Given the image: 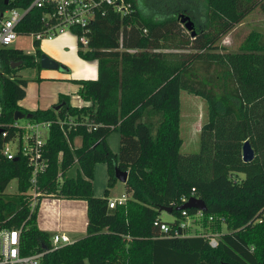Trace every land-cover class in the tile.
Segmentation results:
<instances>
[{"label":"trees","instance_id":"1","mask_svg":"<svg viewBox=\"0 0 264 264\" xmlns=\"http://www.w3.org/2000/svg\"><path fill=\"white\" fill-rule=\"evenodd\" d=\"M125 2L126 14L102 5L89 26L85 51L77 43L78 56L97 63L95 80H72L90 106L72 107L60 96L50 109L22 110L18 103L27 81L13 76L17 69L10 66L40 67L43 53L0 51L5 119L20 111L52 122L49 165L38 179L41 196L33 210L29 168L22 160L0 157V230L22 228L21 255L50 248L52 235L37 226L40 198L50 195L84 201L87 226L84 237L46 253L43 264H264V219L257 223L264 209V34L251 33L236 52L217 46L257 7L264 8V0ZM171 3L178 7L171 10ZM181 14L194 20V37L180 23ZM40 15L33 10L19 31H40ZM181 91L207 107L200 149L192 155L180 153ZM68 117H77L78 124L63 132L57 122ZM112 132L119 133L117 154L106 143ZM77 137L81 145L71 149ZM246 141L255 155L250 163L241 157ZM97 164L107 166L108 187L116 182L115 168L127 173L124 204L110 209L108 189L102 198L93 195ZM12 180L17 193L5 195ZM192 197L206 205L205 218H224L228 225L215 249L206 236L161 235L160 225L177 222L182 211L175 209ZM162 208L173 210L172 222L160 219Z\"/></svg>","mask_w":264,"mask_h":264},{"label":"built area","instance_id":"2","mask_svg":"<svg viewBox=\"0 0 264 264\" xmlns=\"http://www.w3.org/2000/svg\"><path fill=\"white\" fill-rule=\"evenodd\" d=\"M27 1L30 3L26 4ZM102 5L111 6L121 14H126L130 10V5L125 0H0V51L14 49L12 45L18 36H30L33 43H41L51 42L68 33H73L77 41L86 48L88 45L86 35L90 31L89 26ZM33 10L41 12L40 31L35 33L19 31L24 18ZM3 75L2 71L1 76ZM83 102V106L91 105L90 102ZM25 120L26 124L21 125L20 120L7 121L5 119L0 88V157L6 161L22 160L25 162L30 170L28 194L33 201H36L41 196V193L36 190L38 179L46 172L49 165L46 151L52 122ZM57 124L62 131L64 127L70 130L77 126L78 119L77 117H68L63 121H58ZM89 129L95 130L96 126H90ZM77 138L81 140V137ZM69 145L71 144L69 143ZM125 201L126 198L109 201L108 207L114 209L116 206L124 204ZM187 201L185 200L184 203ZM260 215L257 223H262L264 209L261 210ZM216 218L220 221V225L225 224L224 218L215 216L205 218L204 212L201 211H195L194 214L189 215L183 210L177 222L161 224L160 232L164 238H181L184 237L182 232L188 229L189 219H194L196 222L206 220V222L212 223ZM21 235L22 228L0 230V264H43V257L46 253L72 243L67 236L54 234L51 238L50 248L36 254L21 255ZM206 237L209 246L215 249L218 246L220 235Z\"/></svg>","mask_w":264,"mask_h":264},{"label":"rangeland","instance_id":"3","mask_svg":"<svg viewBox=\"0 0 264 264\" xmlns=\"http://www.w3.org/2000/svg\"><path fill=\"white\" fill-rule=\"evenodd\" d=\"M178 7L177 4L171 3L170 9L174 10ZM183 15V14H181ZM184 16H188L185 15ZM194 21V20H193ZM264 34V8L257 7L252 13H250L239 25H237L233 30H231L227 35L222 37L218 42L217 46L228 52H236L242 43L248 38L251 33ZM78 41L73 33H68L61 38H56L52 42H41L34 45L33 40L30 36H18L12 48L21 51L25 55H33L36 50H40L43 55L47 56L50 60L56 62L59 66L66 69V72L60 70H48L41 69L38 66L35 67H22L17 69L13 76L26 80V98L22 102L21 106L27 110H36L38 108L45 109L51 107V105L58 102V96L65 93L66 85H71L76 90L78 86L72 81H68L72 78L80 80L86 78H92L94 76V71L96 69L95 63L93 61H85L81 59L78 54ZM85 51V48L82 49ZM2 71L0 69V75ZM64 77V78H62ZM68 79V80H66ZM66 84V85H63ZM78 97L80 95L78 94ZM77 98V97H76ZM78 106H83L84 104H79L81 101L77 98ZM81 98V97H80ZM82 99V98H81ZM54 101L53 104H49ZM180 102V137L182 140V146L180 153L182 155H192L199 152L200 149V132L199 128L206 123L207 120V107L205 102L193 95L181 91L179 96ZM71 106V105H70ZM21 125L26 124V120L22 119L19 121ZM106 143L114 154L118 153L119 150V133L112 132L107 138ZM70 148L76 149L80 142L74 139L71 143ZM72 173H68L71 176ZM108 169L105 164H97L94 167L93 172V195L97 198H102L104 196L105 190L108 189V199L110 201H119L126 198L124 185L116 181L112 186L108 187ZM61 181V180H60ZM17 193V181L12 180L7 186L4 194L13 195ZM40 203L42 199V204L45 202H50L56 199L53 196L47 195L40 198ZM62 206H65L67 202H72L71 200H62ZM36 201H33L32 210L35 208ZM82 202V201H81ZM56 208L57 214L52 211H48L47 218L43 224L40 225L41 229L50 227L54 222H62L64 225L67 221L64 219L69 213L65 212L63 207L60 210L59 207ZM44 210H40V214L46 218V213ZM80 213V212H79ZM79 213L77 215H79ZM75 223L79 225V228L84 226L87 221L86 212L82 216H75ZM160 219L164 222H171L173 217L170 214L161 213ZM188 229L185 231L186 237H199V236H213L222 235L227 232L228 225L221 224L220 221L216 220L212 223L195 221L194 219H189ZM52 231V230H51ZM55 233H60L57 230ZM85 231V230H84ZM77 232L76 235H69L68 237L72 240L79 239L85 236L86 232Z\"/></svg>","mask_w":264,"mask_h":264},{"label":"crops","instance_id":"4","mask_svg":"<svg viewBox=\"0 0 264 264\" xmlns=\"http://www.w3.org/2000/svg\"><path fill=\"white\" fill-rule=\"evenodd\" d=\"M61 37H63V36H60V37H58V38H61ZM54 41V40H53ZM52 42V41H51ZM94 62V61H93ZM95 63V66H96V69H95V71H94V76L92 77V78H86V79H80V80H95L96 78H97V63L96 62H94ZM62 78H64V77H62ZM65 79V78H64ZM66 80H68V79H66ZM72 80H77V79H74V78H72V79H70V80H68V81H72ZM63 85H66V84H63ZM78 86V85H77ZM27 88V87H26ZM66 88L67 89H65V93H63L62 95H57L58 97V101H59V97L60 96H63V97H66L67 99H68V102H69V104L72 106V107H82V106H78V104H77V102L75 103V98L77 97L78 99H79V101H81L82 99L80 98V97H78V94H79V91H80V89H81V87L80 86H78V88H77V90L74 88V87H72L71 85H66ZM26 95H27V93H26ZM25 98H26V96H25ZM25 98L22 100V101H20L19 103H18V106L22 109V110H24V111H27V112H35V111H41V110H47V109H50V108H52L54 105H56V104H58V102L56 103V104H53L54 103V101H52L51 103L49 102V104H53V105H51V107H49V108H45V109H40V108H38V109H36V110H27L26 108H24V107H22L21 106V104H22V102L25 100ZM77 98H76V101H77ZM84 102H83V100L81 101V103H79L80 105L81 104H83ZM205 124V123H204ZM203 124V125H204ZM202 127V126H201ZM200 129L201 128H199L198 130H199V132H200ZM77 141H79L80 142V145H81V140H80V138H76V142ZM80 145H78V147L77 148H79L80 147ZM46 199H42V201H45ZM42 201H41V203L39 204V208H38V212H37V226H38V228L40 229V230H42V231H45V232H48L49 234H51V235H54V234H63V235H65V236H69V235H76V233L77 232H82V231H84V232H86V226H87V221H86V223L84 224V226H83V228L82 227H80L79 228V225H76V223H75V219H74V217L75 216H82V215H84L85 214V212H86V216H87V211H86V203L84 202V201H72V202H67V204L65 205V206H62V203H63V201L62 200H52V201H50V202H45V204H42ZM54 207H59L60 208V210H62V208L64 207L65 208V212H67V213H69L68 215H66L65 217H64V219L67 221V223L64 225L62 222H54L53 223V225L52 226H50V227H46V228H44V229H41V227H40V225L42 224V222H43V224H44V222L46 221V220H48V218H47V213H48V211H52V209H54L53 211H54V213L53 214H57V212H56V208H54ZM40 210H44L43 211V213H46V218H44L43 216H42V214H40ZM80 212V213H79ZM79 213V215H77ZM173 221V219L171 220V222ZM58 229V231L60 232V233H55V232H57V231H55V230H57ZM52 230V231H51ZM69 238V237H68ZM70 239V238H69ZM70 241L71 242H74V241H76V239H70Z\"/></svg>","mask_w":264,"mask_h":264},{"label":"water","instance_id":"5","mask_svg":"<svg viewBox=\"0 0 264 264\" xmlns=\"http://www.w3.org/2000/svg\"><path fill=\"white\" fill-rule=\"evenodd\" d=\"M179 21L180 23L183 25L184 29L190 33L191 37L195 36V28H194V22L191 20L190 17L188 16H184V15H180L179 17ZM39 66L41 69H48V70H60L62 72H66L67 70L64 69L62 66H59L56 62L50 60L47 56L42 55L40 57L39 60ZM22 67V63H16V64H12L10 66V68L12 70L15 69H19ZM1 75H0V79H1ZM63 103L54 107V110L57 111L59 110L61 107H63ZM32 116L30 114H23L20 111H17L14 113L13 119L15 121L17 120H22V119H31ZM241 157H242V161L243 163H250L254 160V151L250 145L249 142H244L242 145V150H241ZM114 178L116 181L122 183L123 185L126 184L127 181V173L126 172H121L118 168H115L114 170ZM176 211H183V210H194V211H201V212H206L207 208L206 205L204 204V202L202 200H199L197 198H190L185 204H183L182 206L178 207L175 209ZM173 210L172 209H166V208H162L159 210L160 213H166V214H171ZM46 250V248H44V251Z\"/></svg>","mask_w":264,"mask_h":264},{"label":"flooded vegetation","instance_id":"6","mask_svg":"<svg viewBox=\"0 0 264 264\" xmlns=\"http://www.w3.org/2000/svg\"><path fill=\"white\" fill-rule=\"evenodd\" d=\"M20 69V68H19Z\"/></svg>","mask_w":264,"mask_h":264}]
</instances>
